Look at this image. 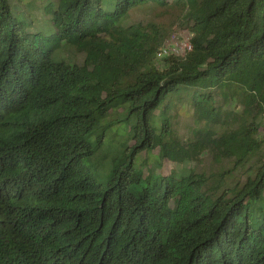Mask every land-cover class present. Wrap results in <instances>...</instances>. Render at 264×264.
I'll return each mask as SVG.
<instances>
[{"label":"trees","instance_id":"1","mask_svg":"<svg viewBox=\"0 0 264 264\" xmlns=\"http://www.w3.org/2000/svg\"><path fill=\"white\" fill-rule=\"evenodd\" d=\"M37 6L47 33L0 0V264H264V0ZM149 6L179 9L192 34L162 68L163 29L132 20ZM63 41L81 62L52 59ZM123 106L132 143L100 181L84 161ZM154 147L231 165L144 175Z\"/></svg>","mask_w":264,"mask_h":264},{"label":"rangeland","instance_id":"2","mask_svg":"<svg viewBox=\"0 0 264 264\" xmlns=\"http://www.w3.org/2000/svg\"><path fill=\"white\" fill-rule=\"evenodd\" d=\"M11 1L24 12L23 14L27 19L30 20V18L33 19L34 17V19L37 18L38 20H42L39 21V23H34V29H39L46 33L51 30L50 23L44 20L45 14L37 6L39 0ZM162 10L161 7L149 6L132 13V20L153 21L164 31L165 40L162 47L165 49V52L161 57L156 56L154 60L155 66L159 68L165 66L164 59L170 55L183 57L187 51L186 46L189 42V38L192 36L190 30L184 25V18L179 9H170L166 12ZM51 57L53 60L63 59L66 62H81L83 60V54L75 49V45L64 41L53 51ZM127 113V106L113 108L100 120L95 135L92 137V143L96 144L98 136H101L100 142L94 154L85 159L84 163L85 165H90L92 173L100 181H105L108 178L114 161L121 157L124 149L132 143L130 138V125L125 121ZM181 118L183 117L181 116ZM262 134L264 135V132ZM135 164L144 175L148 172L155 175L159 172L166 173L171 171H175L179 174L186 171L188 168L212 174L224 167L230 166L231 161L223 160L220 164H217L207 152H203L198 162L185 164L173 163L160 158L158 148L154 147L149 152H141V154L137 156ZM243 170L244 169L235 170L228 176V181L243 180L247 175ZM216 178L217 177L214 175L211 179L214 181Z\"/></svg>","mask_w":264,"mask_h":264},{"label":"built area","instance_id":"3","mask_svg":"<svg viewBox=\"0 0 264 264\" xmlns=\"http://www.w3.org/2000/svg\"><path fill=\"white\" fill-rule=\"evenodd\" d=\"M186 47H187V51L190 50L191 46H190V43H189V42H188V44H187ZM164 52H165V49H163V47H161V48L159 49V51L156 53V56L161 57V55H162Z\"/></svg>","mask_w":264,"mask_h":264}]
</instances>
